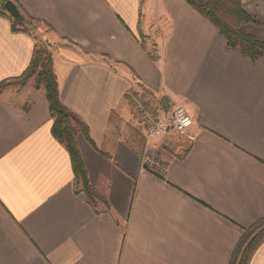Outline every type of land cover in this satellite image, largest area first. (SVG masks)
<instances>
[{
  "label": "crops",
  "instance_id": "1",
  "mask_svg": "<svg viewBox=\"0 0 264 264\" xmlns=\"http://www.w3.org/2000/svg\"><path fill=\"white\" fill-rule=\"evenodd\" d=\"M11 1L44 27L60 99L94 144L76 137L88 180L108 207L75 191L43 90L7 84L0 264H228L264 219V56L228 48L185 0ZM241 6L252 19L243 31L264 41V0ZM34 43L0 16V82L26 69ZM132 92L149 95L154 116L183 106L191 126L145 137ZM248 264H264V239Z\"/></svg>",
  "mask_w": 264,
  "mask_h": 264
},
{
  "label": "trees",
  "instance_id": "2",
  "mask_svg": "<svg viewBox=\"0 0 264 264\" xmlns=\"http://www.w3.org/2000/svg\"><path fill=\"white\" fill-rule=\"evenodd\" d=\"M6 0H0V16L9 18L13 32H24L35 40L31 58L26 69L17 77L0 82V91L7 84L24 85L33 80V87L42 89L52 120L50 132L68 152L74 173V189L83 194L86 202L96 209L99 202L106 201L89 182L84 161L77 146L76 137L82 134L93 147L87 127L81 118L61 101L58 82L53 67L52 53L48 43L41 37L35 20L20 10L21 19H15L3 10ZM195 11L207 18L224 37L228 48H238L252 62L264 56V41L243 31L242 25L251 22V17L241 6V0H185ZM152 59L155 54L149 52ZM131 96H126L132 101ZM152 113L153 111L150 110ZM155 114V113H153ZM106 207L108 204L106 203ZM264 239V219L243 230L232 251L228 264H248L253 252Z\"/></svg>",
  "mask_w": 264,
  "mask_h": 264
},
{
  "label": "built area",
  "instance_id": "3",
  "mask_svg": "<svg viewBox=\"0 0 264 264\" xmlns=\"http://www.w3.org/2000/svg\"><path fill=\"white\" fill-rule=\"evenodd\" d=\"M149 101L150 97L148 94L135 93L132 96V110L137 117L145 137L159 135L169 129L183 132L191 126L193 122L192 117L183 106H174L168 115L154 116L149 111ZM142 164L144 166L152 164V159L148 154L143 155Z\"/></svg>",
  "mask_w": 264,
  "mask_h": 264
},
{
  "label": "water",
  "instance_id": "4",
  "mask_svg": "<svg viewBox=\"0 0 264 264\" xmlns=\"http://www.w3.org/2000/svg\"><path fill=\"white\" fill-rule=\"evenodd\" d=\"M2 8L4 11H6L13 18L21 19V14H20L19 9L11 0H6L3 3Z\"/></svg>",
  "mask_w": 264,
  "mask_h": 264
},
{
  "label": "rangeland",
  "instance_id": "5",
  "mask_svg": "<svg viewBox=\"0 0 264 264\" xmlns=\"http://www.w3.org/2000/svg\"><path fill=\"white\" fill-rule=\"evenodd\" d=\"M35 24H36L37 26H39V28H38V29L40 30L39 32H41V33H42V31H43V28H44V27L40 26V25H39V23H38V22H36V21H35ZM45 41H46V40H45ZM46 42H47V41H46ZM47 43H48V42H47ZM48 47H49V45H48ZM49 49H50V48H49ZM13 85H15V84H13ZM134 117H135V118H136V120H137V117H136V116H134ZM137 122H138V120H137ZM138 123H139V122H138ZM138 123H136V125H137ZM136 125L132 126V125H129V124H128L127 126H128V128H131V129H132V130H131V131H132V133H135V134H137ZM139 125H140V124H139ZM139 125H137V126H139ZM141 130H142V129H141ZM138 135H139V134H138Z\"/></svg>",
  "mask_w": 264,
  "mask_h": 264
}]
</instances>
